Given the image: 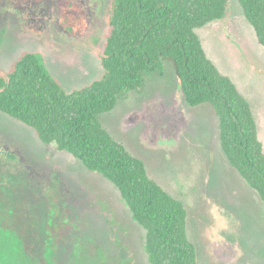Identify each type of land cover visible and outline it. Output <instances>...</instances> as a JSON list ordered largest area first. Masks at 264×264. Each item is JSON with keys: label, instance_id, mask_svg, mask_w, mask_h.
Returning <instances> with one entry per match:
<instances>
[{"label": "rangeland", "instance_id": "1", "mask_svg": "<svg viewBox=\"0 0 264 264\" xmlns=\"http://www.w3.org/2000/svg\"><path fill=\"white\" fill-rule=\"evenodd\" d=\"M60 1L0 0V74L22 51H38L68 92L100 76L110 0H72L87 12L77 35L60 26ZM196 31L250 102L264 152V47L238 1ZM99 121L183 203L197 264H264V204L225 157L214 110L187 104L171 62L143 73ZM144 238L113 183L0 112L3 264H148Z\"/></svg>", "mask_w": 264, "mask_h": 264}, {"label": "trees", "instance_id": "2", "mask_svg": "<svg viewBox=\"0 0 264 264\" xmlns=\"http://www.w3.org/2000/svg\"><path fill=\"white\" fill-rule=\"evenodd\" d=\"M237 1L264 47V0ZM228 6L229 0H110L97 51L98 78L68 92L38 51H22L0 74V112L117 187L145 231L148 264H197L187 210L149 177L144 162L112 137L99 115L111 111L121 93L139 87L143 73H162L165 61L172 63L188 105L212 107L225 157L264 204V152L251 104L207 56L196 31L223 18ZM59 10L58 22L68 34L85 32L87 12L81 5L62 0Z\"/></svg>", "mask_w": 264, "mask_h": 264}]
</instances>
